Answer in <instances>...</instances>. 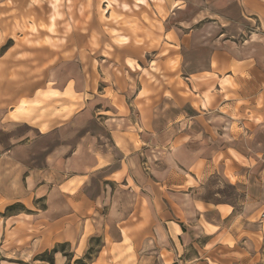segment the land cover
<instances>
[{
  "label": "rangeland",
  "instance_id": "obj_1",
  "mask_svg": "<svg viewBox=\"0 0 264 264\" xmlns=\"http://www.w3.org/2000/svg\"><path fill=\"white\" fill-rule=\"evenodd\" d=\"M151 1L153 6L149 0H0V264H264V123L252 124L247 115L249 107H263L264 99H232L235 93L218 91L227 82L200 87L195 81L203 79L189 74L192 68L172 71L161 54L168 45L162 41L158 48L164 0ZM110 5L127 16L122 27L133 39L127 45L128 37L107 20ZM236 23L231 29L247 35L250 24ZM216 26L212 20L164 24L179 34L199 31L210 38ZM195 40L210 39L190 38ZM133 42L150 50L142 59L144 69L133 78L153 86L155 95L151 133L143 135L138 169L132 172L138 182L133 196L120 182L118 189L112 187L116 203L94 210L91 218L99 215L98 220L80 221L83 213L77 211L49 223L45 198L30 203L32 195H21L28 186L36 187L30 179L36 154L61 140L75 150L81 135L99 128L89 115L77 124L66 121L61 136L42 139L34 125L60 114V120H68L73 107L66 105L84 96L91 100V88L96 92L98 60L117 59L121 46ZM204 49L209 48L196 49L191 61H201L196 56ZM155 50L161 52L157 57ZM126 63L135 66L132 59ZM54 66L59 80L47 74ZM65 85L63 93L54 89ZM30 91L35 93L29 98ZM195 202L209 210L192 213ZM223 202L234 207L233 214L223 219L221 235L213 241L204 232L212 231L207 222L218 218L212 206ZM247 217L253 223L249 231L239 225L245 227ZM180 224L183 233L177 237ZM52 229L60 234L50 237Z\"/></svg>",
  "mask_w": 264,
  "mask_h": 264
},
{
  "label": "crops",
  "instance_id": "obj_2",
  "mask_svg": "<svg viewBox=\"0 0 264 264\" xmlns=\"http://www.w3.org/2000/svg\"><path fill=\"white\" fill-rule=\"evenodd\" d=\"M149 1L153 6V2ZM160 6L164 18L162 21L160 20L163 24L161 34L163 37L158 48H163L162 41L168 47H165L163 53H156L157 50H155L154 57H157L160 53L166 56L168 64L173 68L172 71L178 70L181 72L192 68L193 70L188 73L198 74L199 78L203 79L199 83L195 81L200 87H207L212 83L219 86L220 81H223L227 82L225 84L228 86H234V88L226 86L225 89H220L219 86L218 91L235 93L233 97H230L232 99H264V0H164ZM115 8L118 7L110 5V8L106 11L107 20L113 22L114 29L128 37V42L125 43L127 45L133 40L132 36H128L129 31L124 33L123 29L126 22L122 21V16H127L117 13ZM186 12L187 14H185ZM190 12H192V15L188 19L178 18L180 14L188 15ZM249 19H252L256 26H253L254 24ZM204 20L216 22L218 32L216 31L214 37L211 38L203 35L204 38L210 40H203L199 43H196V40L190 41L191 37L203 38L199 31L181 32L179 34L173 28L164 27V24L177 23L180 25L188 21L200 23ZM236 22L250 24L247 35L242 37L240 32L231 29L232 25L240 24ZM38 28L37 31H43L40 27ZM238 31H242V29ZM239 37L241 39H237ZM144 44L134 43L130 46H121L120 50L122 52L117 59H111L108 55H105L98 60L99 81L97 90L95 92L91 88V92L87 93L91 97L89 101L84 96V101L75 100L69 103L70 105H66V107H73L70 108L68 113L70 120H60V114L53 117H42L34 125L40 131L42 139L61 136L63 134L61 130L67 123L66 121L76 122L77 124L89 115L99 128L95 133H87L86 131L84 137L81 135L78 138L80 140H77L80 144L78 145L75 142L77 144L75 150H69V146L65 144L66 142L61 140V142H57L56 146L49 145L47 150H42V155L36 154L37 157L39 156L36 159L37 163H34L33 171H30L31 182L35 181L36 187L32 191L28 186L27 189L30 191L25 189L21 195H25L24 197L29 194L32 195L30 203L34 199L45 198V211L49 223L55 224L67 216H77V211L83 213L80 217H76L80 221H84L86 218L90 221L98 220L99 215L97 219L91 218L94 210L116 203L117 196L115 195L116 192L113 193L112 187L118 189L122 184L120 182L124 183L125 188L131 195L133 194V185L138 182L133 180L132 172L134 168L138 169L139 149L146 142L143 135L151 133L148 128L152 126L154 115V108H152L155 99L153 86H145L140 76L139 80L134 79L138 77L136 72L144 69L142 59L150 51ZM199 47L209 49H204L203 52L198 51L196 57L201 61L192 62V55ZM126 59H132L135 66L130 67L127 65ZM148 62L156 63L157 61L148 59ZM137 64L139 66H136ZM51 71L47 73L48 75L51 73V79L59 80L62 78L54 75L55 66ZM209 74H213L216 78L207 76ZM56 87H58V84ZM66 88L65 85L54 89L63 93ZM78 92L74 91V94ZM34 93V91H30L27 97L30 98ZM129 99L131 100L129 101ZM146 100L151 102L146 104ZM174 100L176 99L174 98ZM176 101L178 102V100ZM181 101L185 102V100ZM92 104L94 105V111L91 108ZM205 107L201 106L203 110ZM57 110L59 111V109ZM247 115L252 124L264 123V106L249 107ZM138 142L141 145H138ZM73 159L78 160V162L75 160L73 165H77L78 169L71 165ZM142 183L146 185L149 182L144 179ZM142 183L139 182L141 185ZM5 196L8 197V195ZM12 198L17 197L13 196ZM173 203L177 206V203L174 201ZM76 205H78L77 208ZM212 207L217 211L218 218L216 221L207 222V226H212L214 229L208 233L205 231L204 225H202V228L205 231L204 234L210 236V240L215 241L213 238L218 240V236L221 235L217 232L222 227L223 219L232 216L234 207L225 202L216 203ZM170 208L168 206L169 212H171ZM191 208H193L192 213L196 212L198 215H203L209 210L201 203L199 207L196 202ZM171 209L176 214L175 209ZM185 211L188 213L187 209ZM244 221L247 224L245 227L239 224L243 229H248L253 224L248 221V217ZM176 226L177 237H180L183 229L181 224ZM111 232L112 229L109 228L106 233L112 237ZM118 233L121 237L122 228L118 229ZM47 234L51 237L60 233L52 229Z\"/></svg>",
  "mask_w": 264,
  "mask_h": 264
},
{
  "label": "trees",
  "instance_id": "obj_3",
  "mask_svg": "<svg viewBox=\"0 0 264 264\" xmlns=\"http://www.w3.org/2000/svg\"><path fill=\"white\" fill-rule=\"evenodd\" d=\"M10 207H12V205H11V206H8L7 208H10ZM7 208H6V209H7ZM51 252H56V250L53 249ZM45 254H46V252H45ZM50 262H51V260H50Z\"/></svg>",
  "mask_w": 264,
  "mask_h": 264
}]
</instances>
